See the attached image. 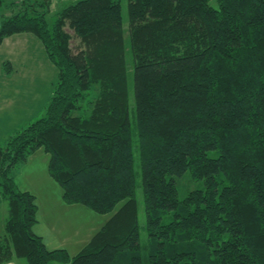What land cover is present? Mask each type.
<instances>
[{"label":"trees","instance_id":"16d2710c","mask_svg":"<svg viewBox=\"0 0 264 264\" xmlns=\"http://www.w3.org/2000/svg\"><path fill=\"white\" fill-rule=\"evenodd\" d=\"M50 1L0 0L20 7L0 43L32 32L57 68L43 113L0 144V264H145L126 31L146 264H264V0H127V30L119 0H76L49 23L39 6ZM40 147L67 204L111 212L75 254L33 231L35 195L12 174ZM183 175L201 184L179 196Z\"/></svg>","mask_w":264,"mask_h":264},{"label":"rangeland","instance_id":"374dc122","mask_svg":"<svg viewBox=\"0 0 264 264\" xmlns=\"http://www.w3.org/2000/svg\"><path fill=\"white\" fill-rule=\"evenodd\" d=\"M74 1L76 0H51L47 7L39 6V9H45V18L51 23L62 7ZM119 1L121 5L123 28L127 30V0ZM210 3L214 5L216 4V0H210ZM19 10V6L11 7L3 5L0 8V21L5 16L12 15ZM65 29L73 35L72 29L68 26H66ZM17 34L18 35H14H20L25 38H20L18 41L16 40L12 46H6L3 43L0 44V90L2 91L0 92V123H6V125L12 123V128L8 135L16 129L25 126L43 113L44 106L50 97L52 87L57 79V68L47 57V53L39 38L32 32ZM124 42L126 47L125 59L127 67L128 106L136 178L135 195L138 201L141 254L143 261L146 264L148 239L145 229V211L141 189V172L138 159V142L134 114L133 66L132 57L128 50L129 41L127 31L124 34ZM71 45L73 47L78 46V38L74 35L71 39ZM6 60L8 61L5 62ZM93 93L94 91H92V94ZM5 138L0 140V144L5 141ZM42 149V147L36 149L33 152L34 154L31 153L28 156V161L25 160L24 162H21L12 171L14 179L16 178V180H19V184H28L43 191H52L56 186L61 194L62 188L60 184L49 176L46 163H43V160L41 161L40 159V153H43ZM177 183L179 185V196H183L188 188L200 186L201 184L200 181L191 180L187 175L178 178ZM33 194L35 193L33 192ZM39 202L43 204L41 205L42 208L45 206V209L43 210H45L46 220L49 221L47 224L42 225V232L44 233V235H42L43 238L45 236L49 239H56L69 248L78 245L83 238V234L93 231L94 229H99L111 215V212L99 213L88 206L75 203L74 207L76 208L71 211L72 217L66 218L62 216L61 210H57L55 202H48L45 197H41ZM63 202L66 203L64 200ZM120 204L121 203L117 206ZM6 215L7 204L5 200H2L0 202V236L4 233L3 224ZM48 224H51L52 226L49 227ZM61 227L67 228V232H65L66 235L59 232ZM72 231L75 233L73 234ZM64 246L59 248H63ZM64 248L67 250L66 247Z\"/></svg>","mask_w":264,"mask_h":264},{"label":"crops","instance_id":"0c3cea01","mask_svg":"<svg viewBox=\"0 0 264 264\" xmlns=\"http://www.w3.org/2000/svg\"><path fill=\"white\" fill-rule=\"evenodd\" d=\"M17 33H21L22 34V33H25V32H16V33H13L11 35H8V36H6L3 39V41L0 44L3 43L6 46H8V45L12 46L13 43H15L16 40L18 41L20 38H25V37H22L20 35L16 36V35H18ZM14 34H16V35H14ZM7 61L8 60H6L5 62H7ZM0 92H2V91L0 90ZM3 100H5V99H3ZM9 124L10 125H6V123H0V140H3L8 135L10 129L12 128V125H11L12 123H9ZM42 151H43V153H40V159H41V161L43 160V163L45 162L46 166H47L48 159H49V154L44 149H42ZM15 181L17 182V184H19V180H16V178H15ZM19 187L22 188V189H28L32 193L33 192L35 193L34 195H35L36 202H37V221H36V223L33 226V231L36 234H38V235H40L42 237V239L45 242V245L48 248H59V247L64 246V244H61L56 239L50 238L51 239L50 240L49 238H46L45 236L43 238L42 235H44V233L42 232V230H43V226L42 225L43 224H47L49 221L46 220L45 210H43V209H45V206L42 208L41 205H43V204L40 203L39 200H41V197H45L46 200H48V202H55L57 210L58 209L61 210L62 211V216L66 217V218L72 217L71 211L75 210V208H76V207H74L75 205L74 204H70L69 205V204L64 203L63 199H62V193L60 194V192L58 191L56 186H55V189L52 190V191H43L41 189L38 190V188H34L33 186L28 185V184H19ZM48 226L51 227L52 225L48 224ZM97 230L94 229L93 231H89L88 233L83 234V238H82V240H80L78 245H76L74 247H70V248L68 246H64V247L67 248V250H68V252L70 254H75L76 252H78L87 243V241L92 237V235ZM59 232L64 233V235H66L65 232H67V228L61 227ZM72 233L74 234L75 232L72 231ZM1 264H26V261H25L24 258L13 257L10 260H7V261H5V262H3ZM48 264H70V263H61V262H57V261H51Z\"/></svg>","mask_w":264,"mask_h":264}]
</instances>
